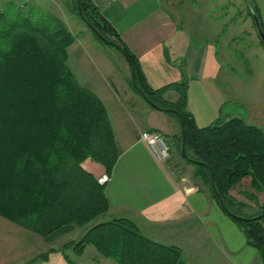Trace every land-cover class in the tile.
I'll return each mask as SVG.
<instances>
[{
    "label": "trees",
    "instance_id": "obj_1",
    "mask_svg": "<svg viewBox=\"0 0 264 264\" xmlns=\"http://www.w3.org/2000/svg\"><path fill=\"white\" fill-rule=\"evenodd\" d=\"M1 2L0 217L43 238L65 227H87L111 204L107 185L84 163L101 165L111 177L121 155L108 110L68 66L76 37L67 23L35 5L23 12L14 0ZM80 7L82 16L78 0L70 1L71 12L99 41L115 44L127 59L132 88L180 122L174 154L194 167L193 177L244 231L264 264V129L241 118L199 128L188 109L187 82L153 89L139 60L92 0H80ZM170 90L178 93L175 102L165 97ZM246 179L251 190L242 186ZM238 187L246 202L233 194ZM251 208L254 215L247 214ZM88 246L117 264H184L180 249L147 238L127 218L97 223L65 248L80 257Z\"/></svg>",
    "mask_w": 264,
    "mask_h": 264
},
{
    "label": "crops",
    "instance_id": "obj_2",
    "mask_svg": "<svg viewBox=\"0 0 264 264\" xmlns=\"http://www.w3.org/2000/svg\"><path fill=\"white\" fill-rule=\"evenodd\" d=\"M34 1L31 0V5ZM70 1L62 0L72 14ZM219 1L224 0H92L139 60L153 89L189 81L188 109L199 128L232 118H241L260 128L264 112L252 108L253 99H258L259 94L247 90L241 75L220 59L231 61V53L226 49L236 34L231 31L229 18L237 13L229 0L224 1V14H220ZM89 51L97 56V70L89 66ZM68 52V66L77 81L103 102L109 115L110 108L117 113L119 122H126L129 115H138L142 110L137 105L139 101L129 96L127 88L131 85L132 69L126 58L124 72L119 73L101 50L92 44L86 48L79 38ZM94 75H100L103 82ZM166 98L175 102L178 93L170 90ZM228 102L230 108L223 115L222 108ZM150 108L144 110L142 126L128 127L119 133L110 119L122 150L106 186L111 207L102 216V222L132 220L147 238L180 249L184 264H261L258 252L247 245L244 231L222 211L201 180L193 177L194 167L174 154L182 132L180 122L166 112ZM145 131L158 132L166 138L171 149V159L166 165L159 164L140 141ZM84 168L96 177L105 175L104 168L92 161L85 162ZM182 168L190 176L184 175ZM242 186L251 190L250 179L244 180ZM241 190L238 187L233 194L246 202ZM251 209L248 215L255 214V208ZM76 228L65 227L49 236L48 241L34 234L22 238L0 233V264H70L66 258L69 254L61 251L60 243L55 246L53 242L76 232ZM10 240H22L26 247L15 249L13 244L6 243ZM83 257H77L76 264H86ZM104 263L117 264L111 259Z\"/></svg>",
    "mask_w": 264,
    "mask_h": 264
},
{
    "label": "rangeland",
    "instance_id": "obj_3",
    "mask_svg": "<svg viewBox=\"0 0 264 264\" xmlns=\"http://www.w3.org/2000/svg\"><path fill=\"white\" fill-rule=\"evenodd\" d=\"M8 1L9 0H3L2 3H6ZM224 1L229 2V0ZM224 1H219L217 5L219 8V12L222 15L224 14V10L222 8L224 7ZM230 2L231 7L235 6V12L237 13L236 16L231 15L229 18V20L232 22L229 26L231 27V31L236 34V37L233 42H229L227 44L228 48L226 49V52L231 53V61H225V59L223 58L220 59H222V63H226L228 65L229 69H235L238 74L241 75L243 80L242 83L246 85L247 90H252L255 93L259 94L260 97L258 99L257 97L256 99H253L252 108H254V110L256 109L257 112H259L260 110L264 112V56L260 55V53H264V47L261 43L262 39L254 18L255 15L260 20V23L262 22L264 24V0H230ZM34 5L37 8H42L52 13H55L57 16L62 18L67 23L74 36L83 41V45L86 48L88 47V44H92L93 47L98 48L102 51V55L110 60V63L119 70V73L124 72L123 68L125 65V57L123 56V54L117 48L108 46L100 42L99 39L93 33V31L90 30L75 14H71L69 11H67L62 0H35ZM231 11L233 12V8H231ZM262 30L264 32L263 27ZM218 45L220 46L221 51V46L223 47V43L220 42L218 43ZM88 56V59L90 60L88 61L90 68L93 70H97V56L91 53L90 51ZM95 77H98V79L96 80H100L101 82H103L102 77L100 75H94V78ZM188 82L189 81H187V84L189 85ZM127 88L129 89V96L133 98V100L137 99L139 101L137 105H139L142 110L138 112V115L136 117L129 115V118L126 122H119L117 118V113H115L114 109L110 108L109 116L113 122V125L116 127L115 131H117L118 133L121 132V130L123 129H127L128 127H134L138 125L142 126V122H144V116H146L144 110L151 109V106L149 107V105L147 104L148 102L136 91H134L130 84L127 86ZM245 104L246 103L244 101V105ZM221 105L223 107L224 103H221ZM229 106L230 103L228 102L226 103V106L222 108V111L224 110L223 115H226L228 113V110L230 108ZM263 127L264 124H262V126L260 125V128ZM119 149L121 151L122 146L119 145ZM177 160L179 161V163L181 162L180 165H183V168H186L184 162H182L179 158ZM183 168L182 173L184 175L187 174V176H190V172L186 171V169ZM103 217H100L93 224L88 225L87 227H77L76 232H72L71 234H68L65 237H61L58 241L53 242V244L56 246L60 243V246L62 247L61 251L66 254H69L68 258L71 263L76 264L78 256H76L74 250L66 249L65 243H73L71 241L78 242L79 240H81L85 235L84 231H86V229L88 231L92 226L102 222V220L104 219ZM0 230L1 234L7 235L11 233L16 234L22 238L23 236L25 237L26 235L34 234L25 229H22L21 227L11 223L10 221L8 222V220L6 219L4 220V218L2 217L0 218ZM44 239L48 241V239L50 238L47 237ZM6 243L13 244L15 249H23L26 247L25 243L22 240H18V242L10 240ZM83 256V261L86 264H106L104 262L107 261V259L102 257V255L93 246H88Z\"/></svg>",
    "mask_w": 264,
    "mask_h": 264
},
{
    "label": "built area",
    "instance_id": "obj_4",
    "mask_svg": "<svg viewBox=\"0 0 264 264\" xmlns=\"http://www.w3.org/2000/svg\"><path fill=\"white\" fill-rule=\"evenodd\" d=\"M18 3L23 12H27L31 5V0H14ZM140 141L143 142L151 151L155 160L162 165H166L171 158V150L165 137L158 132L145 131L141 133ZM101 185H107L111 178L108 175H103L99 178Z\"/></svg>",
    "mask_w": 264,
    "mask_h": 264
},
{
    "label": "water",
    "instance_id": "obj_5",
    "mask_svg": "<svg viewBox=\"0 0 264 264\" xmlns=\"http://www.w3.org/2000/svg\"><path fill=\"white\" fill-rule=\"evenodd\" d=\"M78 4H79V14H80V16H82V10H81V7H80V0H78ZM254 18H255L256 26L258 28L259 34L261 36V39L264 42V32L262 30L260 20L255 15H254ZM108 44H110L112 47L115 48V44H113L111 42H108ZM183 135H184V130H183ZM184 149H185V142L183 143V152H184ZM213 186H214V190L216 191L215 184ZM221 204H222L223 208H225L224 204L222 202H221Z\"/></svg>",
    "mask_w": 264,
    "mask_h": 264
}]
</instances>
